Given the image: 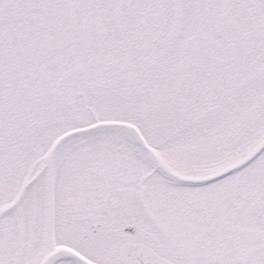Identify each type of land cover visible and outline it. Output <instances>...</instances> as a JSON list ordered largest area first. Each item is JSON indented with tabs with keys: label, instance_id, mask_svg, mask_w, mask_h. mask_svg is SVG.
Segmentation results:
<instances>
[{
	"label": "snow or ice",
	"instance_id": "snow-or-ice-1",
	"mask_svg": "<svg viewBox=\"0 0 264 264\" xmlns=\"http://www.w3.org/2000/svg\"><path fill=\"white\" fill-rule=\"evenodd\" d=\"M0 264H264V0H0Z\"/></svg>",
	"mask_w": 264,
	"mask_h": 264
}]
</instances>
